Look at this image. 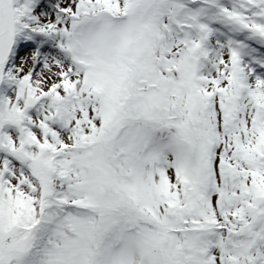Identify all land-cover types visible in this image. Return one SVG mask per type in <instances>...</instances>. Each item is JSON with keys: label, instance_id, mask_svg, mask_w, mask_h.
<instances>
[{"label": "snow or ice", "instance_id": "1", "mask_svg": "<svg viewBox=\"0 0 264 264\" xmlns=\"http://www.w3.org/2000/svg\"><path fill=\"white\" fill-rule=\"evenodd\" d=\"M0 264H264V0H0Z\"/></svg>", "mask_w": 264, "mask_h": 264}]
</instances>
